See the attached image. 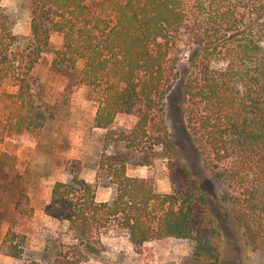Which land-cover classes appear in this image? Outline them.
Listing matches in <instances>:
<instances>
[{"label": "trees", "instance_id": "16d2710c", "mask_svg": "<svg viewBox=\"0 0 264 264\" xmlns=\"http://www.w3.org/2000/svg\"><path fill=\"white\" fill-rule=\"evenodd\" d=\"M30 1L32 39L21 50L0 5V141L43 127V110L29 95V72L43 52H52L51 68L71 72L97 103L94 124L106 130L98 171L114 187L109 200L97 202L82 179L53 185L50 199L65 210L63 235L72 242L54 246L47 264H83L98 255L95 242L107 234L138 255L173 238L189 242L203 264L219 262L210 229L197 221L205 198L192 180L161 193L149 179L126 175L133 144L151 136L177 81L184 126L203 167L224 185L221 200L244 245L263 247L264 0ZM52 34L61 39L53 51ZM5 87L14 91L1 92ZM131 112V130L111 132L116 117ZM115 142L126 145L125 154L110 152ZM12 242L5 235L2 252L18 259Z\"/></svg>", "mask_w": 264, "mask_h": 264}, {"label": "rangeland", "instance_id": "374dc122", "mask_svg": "<svg viewBox=\"0 0 264 264\" xmlns=\"http://www.w3.org/2000/svg\"><path fill=\"white\" fill-rule=\"evenodd\" d=\"M30 3L0 0L20 50L32 39ZM60 43L59 36L50 35L52 51ZM52 58V52H43L29 72V95L34 105L43 110V127L0 141V264H47L54 246L72 242L63 235L61 219L65 210L50 199L56 182L82 179L92 185L97 202L109 200L114 193L109 179L98 171L106 130L94 124L97 103L89 88L77 83L71 72L54 71ZM179 69L183 72V63ZM5 91L14 89L5 87L1 92ZM181 100V81H177L164 102L162 117L155 120L151 136L133 144L126 175L149 179L161 193L184 188L192 180L205 198L204 211H199L197 221L211 230L210 241L218 246L220 254L217 264H264V246L253 251L244 245L229 207L221 200L224 185L203 167L184 126ZM1 108L0 105V118ZM135 121L133 112L118 115L110 130L127 134ZM163 142L167 144L165 149ZM109 150L125 154L126 145L115 142ZM145 161L148 165L142 166ZM7 234L20 252L18 259L2 252L1 243ZM95 245L98 255L83 264H203L192 256L191 244L180 239L152 242L142 255L136 254L123 238L110 234L100 236Z\"/></svg>", "mask_w": 264, "mask_h": 264}]
</instances>
